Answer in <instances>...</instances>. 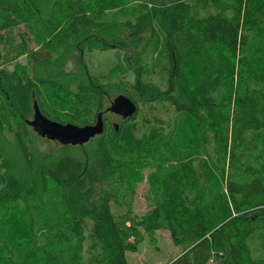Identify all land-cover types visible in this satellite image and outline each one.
Wrapping results in <instances>:
<instances>
[{"label": "trees", "instance_id": "obj_1", "mask_svg": "<svg viewBox=\"0 0 264 264\" xmlns=\"http://www.w3.org/2000/svg\"><path fill=\"white\" fill-rule=\"evenodd\" d=\"M38 1L0 0V44L3 31L40 13ZM62 1L69 19L55 41L59 55L64 56L87 35L99 34L118 50L139 52L138 69L151 71L157 24L162 29L171 65L166 89L160 95L175 104L179 113L197 118L199 107L195 105L197 108L193 110L183 94V63L192 56L198 63L193 96L199 94L198 89L202 90L210 103L199 106H206L219 116L211 127L216 130L213 137L218 173L224 175L228 203L225 216L216 220L203 211L206 205L203 186L190 203H175L167 198L169 194L161 189L157 179L150 177L149 184L160 200L137 224L151 222L155 229L163 220L172 246L181 250L168 264H264V149L253 145L248 152L232 150L244 134L264 132V59L249 68L234 60V53L247 45L252 30L250 24L240 22L241 3L204 0L205 6L194 7L184 0H154L131 20L94 22L80 11L82 0ZM257 27L264 31V9ZM217 52L227 55L228 61ZM29 58L34 69L30 77L0 68V103L10 119L29 115L32 103L37 104L40 87L45 85L75 98L85 92L100 94L67 75L60 56L51 59L47 52H39ZM242 67L256 86L239 84L233 90L234 68ZM89 79L97 89L118 86L116 80L106 82L91 74ZM226 90L234 92L229 100L224 97ZM123 91L137 107L133 93ZM37 107L44 117L60 123L46 116L38 104ZM135 114L125 120L133 121ZM83 125L87 124L78 126ZM3 130L0 121V262L26 264L29 257L28 264H86L82 244L83 219H87L91 222V255L96 248L102 264H127L125 254L133 252L134 246L126 240L125 229L114 221L110 206L121 207L128 182L118 171L105 140L99 135L92 138L97 142L85 160L67 152L70 145L59 144L60 154L41 162L33 148H29V138L23 132H11L8 146L2 138ZM232 165L237 167L236 172L230 170ZM211 178L216 185L214 174ZM48 185L54 188L57 200L51 198ZM15 219L25 232V242L16 239L11 231L10 224ZM182 231L185 233L181 234ZM186 236L190 242L184 245Z\"/></svg>", "mask_w": 264, "mask_h": 264}, {"label": "rangeland", "instance_id": "obj_2", "mask_svg": "<svg viewBox=\"0 0 264 264\" xmlns=\"http://www.w3.org/2000/svg\"><path fill=\"white\" fill-rule=\"evenodd\" d=\"M153 1L82 0L80 11L94 22H121L131 20L139 12L145 11L148 4ZM184 1L194 7L205 6L204 0ZM38 2L40 13H35L23 21L19 20L15 27L1 33L3 42L0 44V68L14 71L21 77H30L34 69L29 55L47 52L51 59L60 56L63 61L62 69L67 75L75 77L91 91L100 92V94L85 92L75 98L71 94L67 95L59 91L58 88L45 85L40 87L36 101L50 119L77 126L81 123L94 124L95 115L101 112L102 123L105 120L107 124L103 134L99 136L112 150L116 167L128 182V188L124 189V201L121 207L110 206L114 221L125 229L126 240L134 246L133 252L125 254L127 264H168L181 253V250L172 246L163 220L160 219L159 227L155 229L151 222L144 221L137 224L160 200L149 184L150 177L157 179V184L169 194L167 198L171 202L184 201L188 204L198 197V190L203 186L204 202H206L203 211L216 220L223 218L228 212L223 188L224 175L218 173L216 161L217 148L213 137L215 128L211 127L219 116L214 110L199 106L201 103L205 105L210 103V99H207V95L202 90L198 89L199 94L193 96L198 82V63L194 57L188 56L182 70L183 94L187 96L193 107L195 105L199 107L196 111L198 118L196 121L197 118L194 120L179 113L175 104L160 95L166 89L171 65L165 53L164 35L159 25H154L156 43L152 51L151 60L154 64L151 71L146 68L138 69L139 52L118 50L99 34L87 35L63 56V54L59 55L55 41L69 19V13L62 0ZM238 2L242 6L240 22L250 24L252 30L247 45L234 53V60L241 61L240 64L244 66L247 64L249 68V66H257L264 59V31L257 27L259 19L263 17L264 0H238ZM88 48L91 50L88 51ZM217 54L225 62L228 61L227 55L222 52ZM234 69L236 71L233 77V90H236L239 84L256 86L243 67ZM90 74L106 82L116 80L118 86L104 90L97 89L89 79ZM119 86L132 92L134 94L131 93L132 96L137 98L136 114L131 122L110 112L104 115L105 108L112 99L118 95L126 96L124 89ZM224 94L229 100L234 92L226 90ZM179 103L180 101L176 102L180 107ZM196 108L194 107L193 110ZM31 117L30 111L25 118L18 116L10 119L0 103L3 140L9 146L11 132L20 130L29 138L28 146L33 148L39 161L43 162L60 154L59 144L41 138L27 125L22 127L23 123L25 124L24 119L29 121ZM113 124L117 126L116 131L113 130ZM96 140L92 139L82 146H67L66 151L80 160H85ZM253 145L264 149V132L244 134L241 142L233 146L232 150L248 152ZM230 170L236 172L237 167L232 165ZM213 174L216 177L214 178L216 185L211 181ZM48 189L51 198L57 200L54 188L48 185ZM34 212H37L36 209ZM13 214L17 217L21 216ZM19 222L15 219L13 224H10L11 231L14 232L16 239L25 242L26 235ZM83 225L85 241L82 244V251L86 264H102L98 249H93L91 255L89 247L91 222L83 219ZM184 233L182 231L181 234ZM189 242L190 238L186 236L183 244ZM25 246L29 247V244L25 243ZM29 260V257L26 258L25 263L28 264Z\"/></svg>", "mask_w": 264, "mask_h": 264}, {"label": "water", "instance_id": "obj_3", "mask_svg": "<svg viewBox=\"0 0 264 264\" xmlns=\"http://www.w3.org/2000/svg\"><path fill=\"white\" fill-rule=\"evenodd\" d=\"M105 111L125 120L136 113V106L126 96L118 95L110 101L109 107ZM25 124L41 138L54 141L62 146H81L95 136L100 135L103 131L101 113H97L95 122L91 125L76 126L69 123L61 124L44 117L35 102L32 103L31 120H26ZM112 127L116 131L117 126L112 125Z\"/></svg>", "mask_w": 264, "mask_h": 264}, {"label": "flooded vegetation", "instance_id": "obj_4", "mask_svg": "<svg viewBox=\"0 0 264 264\" xmlns=\"http://www.w3.org/2000/svg\"><path fill=\"white\" fill-rule=\"evenodd\" d=\"M109 103H110V102H109ZM107 107H109V104H108ZM105 110H106V108H105ZM100 113H101V112H100ZM105 114H108V112L106 113V111H105L104 115H105ZM102 116H103V115H102ZM105 117H106V116H105ZM105 117H104V118H105ZM106 124H107V123H106V121L104 120V122H103V124H102V125H103V130H104ZM113 125H115V124H113Z\"/></svg>", "mask_w": 264, "mask_h": 264}]
</instances>
